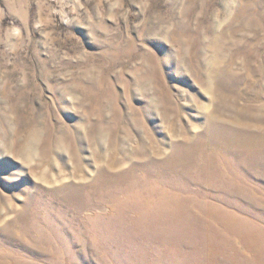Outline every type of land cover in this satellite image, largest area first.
Returning a JSON list of instances; mask_svg holds the SVG:
<instances>
[{"label":"rangeland","instance_id":"rangeland-1","mask_svg":"<svg viewBox=\"0 0 264 264\" xmlns=\"http://www.w3.org/2000/svg\"><path fill=\"white\" fill-rule=\"evenodd\" d=\"M0 264H264V0H0Z\"/></svg>","mask_w":264,"mask_h":264}]
</instances>
